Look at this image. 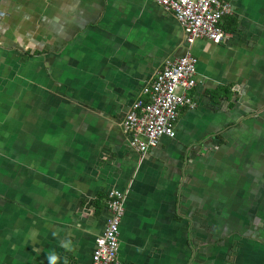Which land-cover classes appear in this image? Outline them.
Here are the masks:
<instances>
[{"label": "crops", "instance_id": "0c3cea01", "mask_svg": "<svg viewBox=\"0 0 264 264\" xmlns=\"http://www.w3.org/2000/svg\"><path fill=\"white\" fill-rule=\"evenodd\" d=\"M192 44L151 0H0V264H92L124 194L120 264H264V0H220ZM197 59L174 136L122 121L166 61Z\"/></svg>", "mask_w": 264, "mask_h": 264}, {"label": "built area", "instance_id": "2783aa9c", "mask_svg": "<svg viewBox=\"0 0 264 264\" xmlns=\"http://www.w3.org/2000/svg\"><path fill=\"white\" fill-rule=\"evenodd\" d=\"M171 12L186 35L188 44L208 39L214 44L224 41L227 34L220 26L222 16L230 13L231 5L220 0H151ZM197 59L189 54L166 61L152 83L143 88L144 100H137L122 121L129 135V145L141 154L158 145L160 138L174 136L179 110L194 107L187 92L196 85ZM107 210L110 213L104 233L96 238L92 264H120L118 260L119 225L124 214V194L111 191Z\"/></svg>", "mask_w": 264, "mask_h": 264}, {"label": "clouds", "instance_id": "9594fccd", "mask_svg": "<svg viewBox=\"0 0 264 264\" xmlns=\"http://www.w3.org/2000/svg\"><path fill=\"white\" fill-rule=\"evenodd\" d=\"M50 260L53 262L54 264V260H55V257H50Z\"/></svg>", "mask_w": 264, "mask_h": 264}]
</instances>
